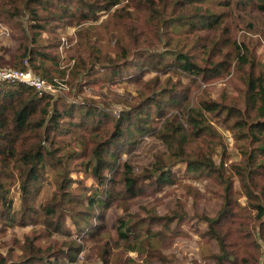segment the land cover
Here are the masks:
<instances>
[{
    "label": "trees",
    "instance_id": "16d2710c",
    "mask_svg": "<svg viewBox=\"0 0 264 264\" xmlns=\"http://www.w3.org/2000/svg\"><path fill=\"white\" fill-rule=\"evenodd\" d=\"M121 1L0 0L2 20L10 24L15 19L20 21L22 17L29 20L28 25L16 23L17 28L23 33L16 39L19 41V47L8 60L9 64L21 69H31L51 81L52 75L58 72L55 66L58 65L56 51L59 41L51 42L55 39H49L47 43H42V33L48 30L51 35H55L57 23L67 24L73 21L80 23L84 19H94L97 11L104 12ZM159 1L163 8L158 6ZM170 1L129 0L126 5L142 9L143 24L148 26L149 30L166 31V27L177 22L185 27V32L197 33L213 31L219 24V17L205 12L200 6L206 0H174L169 7ZM250 2L251 0H235V5L246 7ZM225 3L229 5V2ZM252 6L264 13V0H255ZM176 8H179V11L174 14ZM126 11L127 15H131V10ZM141 33L130 36L134 41H138ZM156 38H159L158 35ZM200 39L201 34H198L197 41ZM233 45L236 68L244 73L241 97L226 102L225 97L212 99L201 94L194 104L187 106L183 111L182 114H187L185 121L181 120L178 114L165 117L156 135L164 142L169 155L165 159L159 157L153 169L146 170L147 173L140 176L133 175L128 164H124L120 172L117 164L119 156L135 143L138 135L152 129L150 121L154 113L161 116L172 106L179 105L180 101H187V95L175 89L176 87L171 86L168 94L163 96H159L160 93L148 95L133 104L126 112H122L118 118H114L90 102H66L61 96L54 98L49 94L39 96L32 87L20 82L0 85V219L20 224L35 219L34 215L39 213L34 207L35 195L38 194L41 176L46 169L58 168L57 174L60 177L58 190L61 191L63 198L74 199L76 195H72L70 191L72 180L68 178L70 170L66 167V160L56 154L55 139L60 136H72L75 130L84 128L88 130L89 136H82L84 140L80 143L83 149L69 154V158L73 154L77 156L87 154L81 166L97 184L98 189L108 184L105 171L115 173L113 179L110 178L112 179L110 186L120 185L121 188H117L118 195L131 197L142 191L143 176L150 179L156 176L157 184L166 182L171 173L168 168L178 161L188 159L193 165L199 163L210 169L220 178L224 190L222 208L214 217L205 218L207 230L202 233L207 239L215 238L219 244V252L214 256L216 264H264V255L262 263H258L259 245L250 231L256 220L260 221L262 229L264 226V73L260 71L256 74L254 59L250 58L247 51L241 54L240 44L234 42ZM221 46L220 39H211L206 46L205 53L208 55L205 60L206 66L199 65L190 55L179 50H167L163 55L142 52L138 57L124 61L121 65L109 64L111 60L108 57L103 60L108 64L103 66L110 70L111 77H116L120 76L123 67H128L132 71L138 70L141 67L140 61L150 64L154 56L159 63L166 64L169 61L164 60L165 56L170 54L173 60L165 65L166 70L178 68L193 79L201 77L206 81L219 77L229 66L230 56L226 53L223 60H214V56L221 54ZM122 50L124 52L120 57H127V51ZM96 59L93 63L101 62L100 55L97 54ZM123 64L125 66L122 67ZM111 65H114L113 69ZM78 67L79 65H76L71 74H77ZM84 69L87 67L82 66V70ZM212 118L221 121L230 131L234 146L240 154V160L230 164L229 172L224 165L226 144L214 126ZM78 136L77 133L72 137L76 140ZM218 145L222 151V159L217 164L213 160V154ZM192 153L198 155L194 160L191 158ZM160 159L165 162L157 165L161 162ZM234 177L240 184L241 193L246 197L245 206H240L238 200L234 198ZM8 179L18 181L21 199L19 210H13ZM63 198L58 200L54 194L42 206L41 223L50 231L69 234L70 232L63 228V213L59 209ZM86 203L83 209L72 210L70 217L79 234L85 231L87 235L96 236L102 226L101 224L92 226L90 220L94 215H99V220H102L103 215L95 214L94 210L106 206L102 204V200L94 196L87 198ZM249 207L255 210L254 214ZM77 215L79 217H76ZM170 219L172 220L173 216ZM124 225L125 222L121 221L118 230L119 236L125 240L129 238L133 226L127 224L122 230ZM262 237L264 239V235ZM75 246H68L67 251L59 249L49 252L48 248L40 247L32 238L27 237L22 248L24 260L21 264H60L64 258L74 259L80 249V246L76 244ZM104 252L105 257H102V261L103 264H108L109 252L106 249ZM45 256H53V260L44 258ZM5 263V259L0 258V264Z\"/></svg>",
    "mask_w": 264,
    "mask_h": 264
},
{
    "label": "rangeland",
    "instance_id": "374dc122",
    "mask_svg": "<svg viewBox=\"0 0 264 264\" xmlns=\"http://www.w3.org/2000/svg\"><path fill=\"white\" fill-rule=\"evenodd\" d=\"M173 1L169 2V7ZM126 2L129 0H122L104 12L97 11L94 19H84L80 23L76 21L67 24L57 23L55 35H51L47 30L42 33L41 42L47 43L49 39H55L51 42L59 41L56 51L58 65L55 66L58 72L52 75V79L64 81L66 87L54 98L61 96L66 102H90L101 111L118 118L122 112H126L133 104L148 95L168 94L171 86L187 95V101H180L179 105L172 106L161 116L154 113L150 121L152 129L138 135L135 143L119 156L117 164L120 172L122 166L128 164L133 175L140 176L146 174V170L153 169L159 157L165 159L169 155L164 142L156 135L165 117L178 114L179 118L185 121L187 114H182L183 111L187 106L194 104L201 94L212 99L225 97L226 102L241 97L244 73L236 68L234 42L241 45V54L247 51L250 58L254 59L255 73L260 71L264 73V13L252 6L255 0H251L246 7L235 5V0H206L200 5L202 9L219 17V24L215 26V30L188 33L185 32V27L177 22L166 27V31L156 28L149 30L148 26L143 24L142 9L128 6ZM225 2H229V5ZM158 6L163 8L160 1ZM127 9L131 10V15L126 14ZM178 11L179 8H176L174 14ZM17 22L29 24V20L24 17L20 18V21L15 19L11 24L0 18V66H12L8 60L14 56L19 47V41L16 39L23 33L17 28ZM138 32L142 33L138 41H134L130 34L135 35ZM198 34H201V39L197 41ZM62 38L67 40L63 50L60 49ZM211 39H220L222 44V52L214 56V60H223L226 53L230 56V63L219 77L206 81L201 77L193 79L178 68L166 70L165 65L173 60L170 54L165 56L164 60L169 61L166 64L159 63L155 59L156 56L150 64L140 61L141 67L138 70L132 71L128 67H123L125 66L123 64L120 76L116 77H111L110 70L103 66L108 64L103 61L108 57L111 60L109 64L121 65L124 61L138 57L142 52L163 55L167 50L185 52L199 65L206 66L205 60L208 57L205 53L206 46ZM122 49L127 51V57H120L124 52ZM97 54L100 55L101 62L93 63L97 60ZM76 65H79V72L71 74ZM82 66L87 69L82 70ZM90 66L91 69L88 68ZM112 66L114 65H111V69ZM212 121L226 144L224 165L228 171L232 162L240 160V154L234 146L230 131L218 119L212 118ZM77 133L79 136L75 140L72 136ZM72 136L57 137L55 150L56 154L67 162L66 167L70 170L68 178L72 180L70 191L76 196L74 199L63 198L61 191L58 190L60 180L58 168L46 169L41 176L38 194L35 195L34 207L39 210L38 215H34L35 219L26 224L16 221L4 222L0 219V258L5 259V264L23 262L22 248L27 237L32 238L40 247L48 248L49 252L59 249L67 251L68 246L76 247L75 244L80 246L74 259L64 258L60 264H103L105 249L109 252L108 264H216L214 256L219 252V244L215 238L207 239L202 233L207 230L205 218L214 217L222 208L224 190L217 175L202 164L193 165L187 159L178 161L168 168L171 173L166 182L157 184L156 176H152L151 179L143 176L140 193L131 197L118 195L120 185L110 186L115 173L105 171L108 184L98 189L97 184L81 166L87 154L84 153L82 156L73 154L69 158V154L83 149L80 141L84 140L82 136H89L88 130L79 128ZM221 152L218 145L213 154V160L217 164L222 159ZM197 156L196 153H192L191 158L194 160ZM164 162V160L158 162L157 165ZM8 180L13 210H19L21 199L18 181ZM233 190L238 204L247 205L246 197L241 193L240 184L235 177ZM54 194L58 200L63 198L59 209L63 213V228L68 230L69 234L50 231L41 223L42 206ZM92 196L102 200V204L106 206L94 210L95 214L103 215L102 220H99V215L92 216L90 220L92 226L96 224L102 226L96 236L87 235L85 231L79 234L70 217L72 210L83 209L87 204V198ZM249 210L252 214L255 213L250 207ZM121 221L125 222L122 230L127 224L133 226L129 238L125 240L119 236L118 228ZM251 221L254 222L253 219ZM250 231L259 245L258 263H262L264 226L262 229L260 221L256 220ZM71 240L74 242L71 243ZM44 258L53 260V256Z\"/></svg>",
    "mask_w": 264,
    "mask_h": 264
},
{
    "label": "built area",
    "instance_id": "2783aa9c",
    "mask_svg": "<svg viewBox=\"0 0 264 264\" xmlns=\"http://www.w3.org/2000/svg\"><path fill=\"white\" fill-rule=\"evenodd\" d=\"M67 45V40L62 38L60 49ZM20 82L32 87L41 96L49 94L57 96L61 93L66 83L64 81L52 79L51 81L34 73L31 69H21L10 66H0V85Z\"/></svg>",
    "mask_w": 264,
    "mask_h": 264
}]
</instances>
